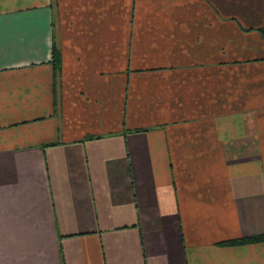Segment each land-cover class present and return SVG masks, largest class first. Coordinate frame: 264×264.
Wrapping results in <instances>:
<instances>
[{
    "label": "crops",
    "instance_id": "1",
    "mask_svg": "<svg viewBox=\"0 0 264 264\" xmlns=\"http://www.w3.org/2000/svg\"><path fill=\"white\" fill-rule=\"evenodd\" d=\"M261 235L264 0H0V264H264L223 244Z\"/></svg>",
    "mask_w": 264,
    "mask_h": 264
},
{
    "label": "trees",
    "instance_id": "2",
    "mask_svg": "<svg viewBox=\"0 0 264 264\" xmlns=\"http://www.w3.org/2000/svg\"><path fill=\"white\" fill-rule=\"evenodd\" d=\"M60 58H59V53L58 50L56 49L55 45H53L52 48V63L54 66H57L59 64ZM56 69V67H55ZM264 240V235L254 237V238H249V239H243V240H234V241H229L226 243H223L224 245H240L244 243H255V242H260Z\"/></svg>",
    "mask_w": 264,
    "mask_h": 264
}]
</instances>
